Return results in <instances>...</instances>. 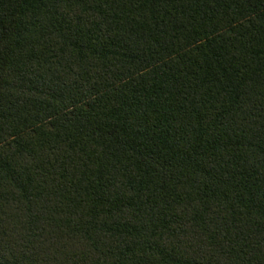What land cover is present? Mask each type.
I'll use <instances>...</instances> for the list:
<instances>
[{
    "label": "trees",
    "instance_id": "1",
    "mask_svg": "<svg viewBox=\"0 0 264 264\" xmlns=\"http://www.w3.org/2000/svg\"><path fill=\"white\" fill-rule=\"evenodd\" d=\"M0 264H264V0H0Z\"/></svg>",
    "mask_w": 264,
    "mask_h": 264
}]
</instances>
